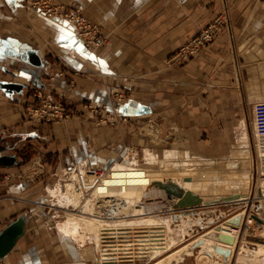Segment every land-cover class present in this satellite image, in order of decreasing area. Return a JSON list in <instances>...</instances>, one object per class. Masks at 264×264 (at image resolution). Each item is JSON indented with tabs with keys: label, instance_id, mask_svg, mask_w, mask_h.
<instances>
[{
	"label": "crops",
	"instance_id": "obj_1",
	"mask_svg": "<svg viewBox=\"0 0 264 264\" xmlns=\"http://www.w3.org/2000/svg\"><path fill=\"white\" fill-rule=\"evenodd\" d=\"M31 1L0 0V82L23 85L0 88V134L12 144L4 153L17 157L0 168V231L17 216L27 221L0 264H97L85 245L56 231L54 215L65 206L48 193L62 187L59 170L131 151L139 160L190 154L210 163L247 152L246 103H264V0H58L80 4L102 26L106 41L97 50ZM224 13L229 26L213 43L184 65L168 64ZM30 50L41 66L24 59ZM12 71L20 77L6 79ZM30 87L75 109L73 120L26 122ZM90 103L106 105L107 121L95 122Z\"/></svg>",
	"mask_w": 264,
	"mask_h": 264
},
{
	"label": "rangeland",
	"instance_id": "obj_2",
	"mask_svg": "<svg viewBox=\"0 0 264 264\" xmlns=\"http://www.w3.org/2000/svg\"><path fill=\"white\" fill-rule=\"evenodd\" d=\"M53 1L59 2L58 0H53ZM65 6H67V8L71 6H80L82 8V6L78 3H71ZM82 11H83V8H82ZM56 19L57 18H54V20ZM88 19L91 22L96 24V22L91 20L89 17ZM54 20H51V21H54ZM66 24L68 25V23ZM13 68L14 67H12V69ZM4 75L6 79H11V80L12 78L20 77L19 72H13V71L11 74L12 77L8 74V72H5ZM30 89H31L30 102L28 103H32L33 105H38L39 104L38 99L32 96V93L35 92V89H32V87H30ZM46 95L50 96L56 102L58 101L64 104L58 98L54 97L51 93H47ZM257 104L258 103L256 101L248 102L246 103V107L244 109V112L246 113L245 124L248 128L247 130H248V137H249V146H248L249 149H247V152L239 151V152L233 153V155L230 158H228V160L238 161V163L240 164L239 165L240 170L243 169L244 163L246 161L248 160L250 161L249 170L251 172L250 174L251 175L250 176L251 188L249 191L248 200L245 202V206H246L245 212L249 214V216L252 217L253 219L255 218L252 215L253 214L257 215L262 220V222L260 223L264 226V205H263L264 203V174L262 175L259 169V166H261L263 162V159H262L263 157L261 158V155L259 154L261 150L264 149V129L258 125V115H257L258 112H256ZM64 105L67 107L68 110H71L66 104ZM92 105L93 107H98V108L101 107V105L100 106L94 105V104ZM86 106L92 112L93 108H91L89 104H86ZM26 107H27V104L24 106L25 111H26ZM92 116H94L96 123L101 124L104 122L103 114L99 115V113H97V115H95L92 112ZM104 117L107 118L106 116ZM73 118L74 117L72 116V118L69 120H61L58 122H65V123L71 122ZM25 121L27 122V119H25ZM34 122L43 123L47 121H43V122L34 121ZM47 123H51V122H47ZM132 153H137V152L131 151L130 155L128 156H125V154H121V156L117 157V159L115 158V160L103 155L100 159L95 160L92 163L88 162L87 164H82L80 167H77V170H78L77 172L70 173L66 171L67 175H63L62 170H59L58 179L60 178L63 185L69 182L73 186L70 187L69 186L70 184L69 185L67 184V186L70 187L69 189L71 191L68 192L69 198H65V200H61L59 196V192L66 191L62 189V187L59 188L60 187L59 186L57 189L52 191V192L55 191L54 192L55 194L54 193L52 194L53 195L52 203L55 202L56 204L61 205L62 207L63 206L66 207V208L64 207V208H60L56 210V213L54 215L56 216V224L60 223V221L69 220L67 219L68 218L67 215H70L72 219H74L73 222L75 221L73 226L75 227L76 225L78 227V231H80L79 230L80 227L84 225V222L87 221L88 218L90 217L94 218L97 216L99 217L101 221L104 222V224H106L105 222H107L112 226H114V224H119L116 227L126 226L128 228L127 229L128 233H123V234L129 235V236L131 235L130 238H127V239H129V241H132V244H129V245H132L133 247L131 246L129 247H131V250H134L131 252L135 254L137 253L138 250H140L138 248L139 244L137 242L139 241L137 239L147 237V236H140V235H144V234L147 235L148 233L149 234L156 233V231L162 232V230L163 232H166L167 231L166 229L168 226L172 228L176 226L185 227V229L187 230V233L182 235V237L177 236L176 238L177 241L172 247L173 248L172 250L163 251V253H161L156 260L147 261L145 260V258L136 257L135 259L136 261L134 263H129V264H152L158 261L159 259L167 256V254L171 253V251L173 252L174 250H177V248H180L184 246L186 243L192 241L194 237H198L206 233V231L212 229L216 225H219L221 222L227 220L229 217L239 212V209L241 207L240 208H234L235 206L232 208L225 207L222 205L224 204L223 203L224 201L222 199L214 202L213 205H209V206L208 205L201 206L200 204L198 206H193L187 209H179V208L175 209V205L177 203V201H175V198L169 197L164 187L162 186L159 187L157 185L158 184L157 182H156L157 184H155V182H152V179L157 178L155 175H158V174L163 179H166L169 173L167 172V170L184 171L183 166L189 167L190 165H193L190 161L191 158H193L196 162L199 161L198 162V166H199L198 175L203 176L205 178L207 177L206 180H208L209 185H210L208 189L205 190L204 194L211 195L213 190L218 191L217 190L218 188H215V186H218L217 184L221 182V180H224V177H225V175H223L222 171L220 170L221 168L220 164H222V161L210 163L209 161H206L205 159L204 161L200 157H197L194 155H190V154L186 156L181 155V156H175L178 160H180L181 166L177 168L175 167V169H173L174 167L169 165V158L166 159L165 157H162V155H160L158 158H154L153 156L148 154L146 156V160H150L155 163H152V162L147 163L146 160H143V159L139 160V158L136 159V157L132 158L133 157ZM138 155L140 158L141 157L143 158V154L138 153ZM124 159L127 161V164H130L131 162L134 161V159H136L135 163H133L134 167L143 168V169L148 167V168L153 169L154 173H156V174H153V173L146 172L147 175L149 176L151 175L152 178L151 179H148V177L144 178L143 184L145 188L143 191L138 192L137 189L133 187L130 190L126 186H123V185L113 187L111 186V184H109L108 181L110 180L111 175L107 173L110 172V169L112 168V165L114 163H116L117 161H122ZM233 182H234L233 179L231 180L229 179V183L232 186V190L233 189L237 190L238 188L235 187V185H232ZM73 188L75 189L77 188L79 192L82 194V196L84 195V199L79 198V196H77V193L74 192ZM209 189H212V191ZM202 191L199 190L198 192L202 193ZM111 201L112 202L114 201L113 203H116L115 204L116 213L106 212L104 217L99 216L101 214L99 212L95 213V211H98L96 210L95 206L104 207L105 205L109 204L107 202H111ZM72 202L73 204H76L77 207H74V208L71 207V205H73ZM205 207H210V208L206 209L205 212H202L205 209ZM134 208L137 211L136 213L133 211ZM178 212L188 214L193 219V221L195 220L196 221L192 222L191 225H189L187 224V218H184L182 220L178 216H176ZM150 220L157 222V226L152 225ZM167 220L168 221L170 220V222H168ZM262 229L263 228L258 227V231ZM162 233H159V234H162ZM245 233H246L245 228L242 229L239 233L240 239L238 240V242H236L237 244L235 246L234 257H232L233 259L231 260L230 264H242L240 257L245 258L246 256H243L244 254H246L250 250L257 249L259 247V244H264L263 242H259V240L264 241V237L260 239L256 237L253 238L252 236L249 237ZM148 236L152 237L153 235H148ZM88 241H89L88 238H85L84 242L77 241L76 243L85 245L87 249H89L91 244L89 245ZM199 242L200 241L198 240V242L192 243V245L188 248L189 251H192L191 255H187L186 251H183L181 255H178L182 258H179V259L178 258L177 259L176 258H172V259L165 258L167 260H165L164 263L165 264H219L220 262H222L221 255H223V253L220 254L216 252L215 249L211 251H207L206 255L210 259L208 258L207 260L206 257H202V253L200 252L201 244ZM246 259H248V257H246ZM260 259H264V258H260ZM97 264H99V261H97ZM243 264H256V263H254L253 260L251 261L247 260V262H244Z\"/></svg>",
	"mask_w": 264,
	"mask_h": 264
},
{
	"label": "bare ground",
	"instance_id": "obj_3",
	"mask_svg": "<svg viewBox=\"0 0 264 264\" xmlns=\"http://www.w3.org/2000/svg\"><path fill=\"white\" fill-rule=\"evenodd\" d=\"M263 119L264 118L261 117V119L259 121V126L264 129L263 122H262ZM259 155H261V158L263 157L262 158L263 159L262 165L259 166L261 174L263 175L264 174V149L261 150ZM167 158H169V165L174 167L173 169H175V167L177 168V167L181 166L180 160H178L176 157L174 158V157L170 156ZM188 159H190V158H188ZM135 161H136V159H134V161L131 162L130 164H127L126 160L124 162L123 161H117L116 163H114L112 165V168L110 169V172L107 173V174L111 175L110 180L108 181L109 184H111V186H113V187L123 185V186H126L130 190L133 187V188H136L138 192L143 191L145 188L144 184H143L144 178L145 177H148V179L152 178V176L147 175L146 172L153 173V174H156V173H154L153 169L148 168V167H146L144 169L134 167L133 163H135ZM190 161L193 165H190L189 167L183 166L184 171L167 170V172H169V173H168V176L166 179H163L158 174V175H155L157 178L152 179V182H157L158 183L157 185L159 187H161L162 185H160V184L167 183L169 181V182L173 183L175 186L177 185V186L183 188L185 192H191L194 195L200 197V199L202 200L201 206L202 205L203 206L213 205L214 202L222 199L224 201V202L222 201L224 204H222V203H220V204H222L225 207H228V208L229 207L232 208L234 206H235L234 208H240L241 207L239 209V212L237 213V214H240V216H241V222L239 225L229 226L227 224L226 220L220 223L221 229L228 231L233 236L234 241L232 244H229V243H225L223 241L220 242L214 238H211V237L206 235L208 232H210V230H212V229H210V230L206 231V233H204L198 237H194L192 239V241L186 243L184 246H182L180 248H177V250H174L173 252L171 251V253L167 254V256L159 259L158 261H156L152 264H165L164 261L167 259L182 258L178 255H181L183 251H186L187 255H191L192 251H189L188 248L192 245V243L198 242V240L200 241L199 243L201 244L200 252L202 253V257H206L207 260L209 258L206 255L207 251L214 250L216 247H220V248L223 247V248L229 249L230 254L227 256L221 255L222 262H220L219 264H230L231 260L233 259L232 257H234L235 246L237 244L236 242H238V240L240 239L239 233L242 229L245 228V232H246L245 234H247L249 237L252 236L253 238L256 237L258 239L264 237V226L259 221H256L255 219L250 217L249 214H247L245 212V207H246L245 202L248 200L249 191L251 188V184H250L251 172L249 170L250 169V161L248 160L244 163V167L242 170H240V166H239L240 164L238 163V161H235V160H233V161H231V160L222 161V164H220V166H221L220 170L222 171L223 175H225V177H224V180H221V182H219L218 184L216 183L218 186H215V188H218L217 189L218 191H214V190L212 191V189H209L212 191L211 195L204 194L205 190L208 189V187L210 185H209L208 180H206L207 177L205 178L203 176L198 175V173H199L198 162L199 161L196 162L193 158H191ZM146 162L147 163H149V162L155 163V162L150 161V160H146ZM223 175H222V177H223ZM185 178H191V180L185 181L184 180ZM229 179L234 180L232 185H235V187H237L239 190L238 189L232 190V186L229 183ZM67 184L68 185L70 184L69 185L70 187L73 186L69 182ZM67 184H66V186H67ZM83 185H85V184H83ZM70 187L67 186V188L65 189L66 191L59 192V196H60L61 200H65V198H69L68 192L71 191L69 189ZM52 190H54V189H52ZM73 190L75 193H77V196H79V198L84 199V195L82 196V194L79 192V190L77 188L76 189L73 188ZM199 190H201V191L203 190L202 193H199L198 192ZM54 192H52V194ZM229 198H234V200L230 201V202L224 200V199H229ZM177 200L178 199L176 197L175 201H177ZM72 204H73V202H72ZM263 205H264V203H263ZM71 207L74 208V207H77V205L73 204V205H71ZM100 208H101V206H100ZM209 208L210 207H205V209L203 211L202 210L201 211L205 212L206 209H209ZM133 211L135 213L137 212L135 208L133 209ZM98 212L101 213L100 211H95V213H98ZM176 216H178L182 220L184 218H187V224H189V225H191L192 222L196 221V220L193 221V219L188 214H184L181 212H178L176 214ZM67 217H68L67 219H69V220L60 221V223H57L55 225L56 231L58 233L64 235V236H66L67 239L71 242H77V241L84 242L85 238H88L89 245L90 244L91 245H90V248L87 249L86 252L89 253V255H92L93 256L92 258H94L98 261L101 258V251H100V247H99V246H101L100 245L101 244L100 243V234H101L100 230H104V229H112V230L117 229L118 230L119 228H121V230H119V231H117V230L112 231V233H115V235L112 236L115 239L117 237H119V236H117L116 233H119V232L128 233V231H127L128 228L126 226L116 227L119 224H114V226H112L107 222H105L106 224H104V222L101 221L98 216L94 217V218L93 217L88 218V220L84 222V225H82L80 227V229H79L80 231H78V227L76 225H75V227L73 226V224L75 223V221L73 222L74 219H72V217L70 215H67ZM170 220L169 221L167 220V221L170 222ZM151 223H152V225L157 226V222L151 221ZM258 227H261L263 229L258 231ZM166 230H167L166 232L162 233V235L164 234L163 238H159L156 236H152V237L148 236V235H160L159 233H151V234L148 233L147 235L146 234L140 235V236H147V237L137 239L139 241L137 243L140 244L138 247L140 250L137 251L135 256H137V258H145V260H147V261L156 260L159 257V255L161 253H163V251L173 249L172 247L174 246V244L177 241V239H176L177 236L182 237V235L187 233V230L185 229V227H182V226H178V227L176 226L174 228L168 226ZM151 231H153V230H151ZM81 232H83V233H81ZM122 236L130 237L131 235L129 236L126 234H122ZM157 239H163V241H159ZM125 240L128 241L129 239H125ZM108 245L111 248L109 250H112V252H109V254H119L120 253V252L116 251L118 249H115L112 244H108ZM125 245H129V244H125ZM119 249H131V248H119ZM121 253L122 254L123 253L128 254V253H132V252L130 250H122ZM240 255H241V253H240ZM243 256L248 257V259H246V257L245 258L240 257L242 264L244 262H247V260H249V261L253 260V262L256 264H264V259H260V258H264V244H259V247L257 249L250 250L249 252H247ZM165 258H167V259H165Z\"/></svg>",
	"mask_w": 264,
	"mask_h": 264
},
{
	"label": "built area",
	"instance_id": "obj_4",
	"mask_svg": "<svg viewBox=\"0 0 264 264\" xmlns=\"http://www.w3.org/2000/svg\"><path fill=\"white\" fill-rule=\"evenodd\" d=\"M31 8L35 9L39 13H41L43 16H45L48 20H54V18H62L68 25L73 26V28L76 30V36L80 40V43L85 46L88 49L97 50L100 46H102L106 41V35L104 34V29L102 26L98 23L91 22L88 17L84 14L82 11V8L80 6H71L68 7L64 4H61L57 1L53 0H32L31 1ZM229 17L226 13L218 15L212 20L209 24H207L205 27L200 29V32L193 37H191L189 40H187L186 44L180 46L173 54L172 57L168 59V64H179L184 65L186 62H188L190 59L194 58L198 54L201 53L205 48H207L211 43H213L215 40V37L218 35V33L222 29H226L229 25ZM32 89H35V92L32 93V96L36 99H38L39 104L33 105L32 103H28L25 111V118L28 121H47L51 123H57L61 120H69L72 118V116L76 115L75 110H68L67 107L60 103L53 100L50 96H47L46 92L43 90L37 89L35 87H32ZM120 98H123V94L120 95ZM91 108H93L92 112L93 114L99 115L103 114V111L106 108V105H101L100 108L93 107L92 103L89 104ZM258 112V125L259 120L261 117H264V103L263 104H257L256 105ZM107 118L103 116V121H107ZM102 120V119H101ZM127 121V119H124ZM263 126H264V119L262 120ZM66 171L73 173L77 172V166L74 165L70 168H65L62 170L63 175H67ZM4 177L7 180H10L12 177L10 174H5ZM63 185V183H62ZM66 183L62 186V189H66ZM57 186H53L49 191V198L50 203L52 201L53 195L51 190L55 189ZM61 188V187H59ZM114 202V201H113ZM107 202L108 205H105L104 207L95 206L96 210L100 211L101 214L99 216L104 217L106 212H114L116 213L115 209L116 203ZM54 203V202H53ZM96 205V204H95ZM61 206V205H60ZM115 206V207H114ZM59 207V206H58ZM102 209V210H101ZM63 210V209H62ZM117 229H104L100 230V251H101V258L99 260V264H129L134 263L136 260L135 253H121L122 250H130L131 249H119V248H131L132 245H125V244H132V241H126L125 239L130 237H124L122 236V232L116 233L117 237L116 239L112 236L115 235V233H112V231ZM121 230L119 228L117 231ZM163 232V230H162ZM161 231H156V233H162ZM164 235V234H163ZM163 235H153L159 238H163ZM115 240V241H114ZM159 241H163V239H157ZM108 244H112L113 247L117 252H120L119 254H109V252H112V250L109 247ZM140 245V244H139ZM131 246V247H129ZM109 247V248H108ZM117 257V258H116ZM140 261V260H139Z\"/></svg>",
	"mask_w": 264,
	"mask_h": 264
},
{
	"label": "water",
	"instance_id": "obj_5",
	"mask_svg": "<svg viewBox=\"0 0 264 264\" xmlns=\"http://www.w3.org/2000/svg\"><path fill=\"white\" fill-rule=\"evenodd\" d=\"M29 60V62L34 66H41L42 59H40L39 55L34 51H27L24 54V59ZM0 88L6 90L7 92L13 93V91H22L23 85L18 82H0ZM12 147V144L8 142L6 138L0 134V168L1 167H13L16 164L17 157L16 155H9L5 154L4 152L7 151ZM185 181H190L191 178H185ZM155 184H157L155 182ZM162 187L166 189V193L169 197H177V203L175 205V209H187L193 206H198L202 203L200 197L194 195L191 192H185L183 188L179 186H175L171 182L160 184ZM225 201H233L234 198L224 199ZM257 221L262 222V220L257 215H252ZM229 226L239 225L241 222L240 214L235 213V215L229 217L226 220ZM26 223L24 216L20 215L17 218L8 224L6 227L0 231V261L9 254L11 251L14 250V247L17 245V242L25 235L26 232ZM207 236L214 238L218 241H223L225 243L232 244L234 241L233 236L225 230L221 229L220 224L216 225L206 234ZM259 242H263L259 240ZM215 251L218 253H223V255L227 256L230 254V250L223 247H216Z\"/></svg>",
	"mask_w": 264,
	"mask_h": 264
}]
</instances>
